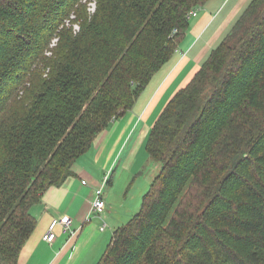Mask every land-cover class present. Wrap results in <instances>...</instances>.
<instances>
[{
  "label": "trees",
  "instance_id": "1",
  "mask_svg": "<svg viewBox=\"0 0 264 264\" xmlns=\"http://www.w3.org/2000/svg\"><path fill=\"white\" fill-rule=\"evenodd\" d=\"M208 1L0 0V264H19L32 206L133 109ZM146 150L160 170L97 264H264V0L171 97Z\"/></svg>",
  "mask_w": 264,
  "mask_h": 264
},
{
  "label": "crops",
  "instance_id": "2",
  "mask_svg": "<svg viewBox=\"0 0 264 264\" xmlns=\"http://www.w3.org/2000/svg\"><path fill=\"white\" fill-rule=\"evenodd\" d=\"M249 2L250 0H209L205 6L197 9V16L190 19L189 30L173 57L166 63L171 66L150 93L147 104L141 106L140 112H135L148 86L166 64L155 73L133 109L117 118L108 129L97 135L86 152L92 149L94 151L90 169L80 165L79 158L73 166L74 174L63 184L48 188L42 194L41 201L32 206L31 213L37 224L20 252L19 264H97L114 230L124 224L119 223V219L113 216V200L110 195L112 191L109 192V197H106L104 189L106 209L102 213L91 211L95 190L102 184H99L103 177L101 170L112 167L120 146L136 124H140V128L133 141L131 153L146 146L150 130L165 105L177 90L188 84ZM111 180L113 185V179ZM63 215L73 219L72 231L65 232L57 228L54 242H46L43 235L51 220ZM104 225L105 229L108 226L112 231L106 234L105 229H101Z\"/></svg>",
  "mask_w": 264,
  "mask_h": 264
},
{
  "label": "rangeland",
  "instance_id": "3",
  "mask_svg": "<svg viewBox=\"0 0 264 264\" xmlns=\"http://www.w3.org/2000/svg\"><path fill=\"white\" fill-rule=\"evenodd\" d=\"M170 66V63L166 64L155 76L140 99L135 112H140L141 106L147 104L150 93L154 91L155 86L159 83V80ZM135 128H133L125 142L120 146L116 158L112 162V167L105 171L101 170L103 172V177L99 184L102 183L106 176L110 177L109 180L111 178L113 179V185L106 184L105 192L107 193L106 197H109V192L112 191L110 195L113 200V216L119 219V223H126L132 215L136 214L141 209L143 195L148 191L153 178L160 170V165L149 158L146 146L134 150L136 151L135 153H131L132 144L138 133L140 124H136ZM92 152H94L93 149L82 155L78 163L90 169V165L92 164L91 160H94V154H92ZM148 158L150 159L149 162ZM95 171L97 170L95 169ZM105 231V233L108 234L112 229L107 226Z\"/></svg>",
  "mask_w": 264,
  "mask_h": 264
},
{
  "label": "built area",
  "instance_id": "4",
  "mask_svg": "<svg viewBox=\"0 0 264 264\" xmlns=\"http://www.w3.org/2000/svg\"><path fill=\"white\" fill-rule=\"evenodd\" d=\"M92 10L95 9V5H92ZM197 10H192L189 14V17L197 16ZM108 181V176L103 180L100 187L95 190L94 200L92 201L91 211L94 213H102L106 209V200L104 196V189ZM85 183V181H83ZM73 226V219L68 215H63L61 217H55L51 220L47 231L43 235V239L48 243H53L56 239V229L61 228L65 232H71ZM105 226H102L101 229L104 230Z\"/></svg>",
  "mask_w": 264,
  "mask_h": 264
}]
</instances>
